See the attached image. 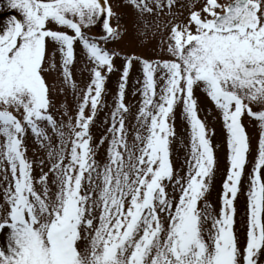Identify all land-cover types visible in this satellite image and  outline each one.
Returning <instances> with one entry per match:
<instances>
[{
    "label": "snow or ice",
    "instance_id": "1",
    "mask_svg": "<svg viewBox=\"0 0 264 264\" xmlns=\"http://www.w3.org/2000/svg\"><path fill=\"white\" fill-rule=\"evenodd\" d=\"M123 2L137 12L139 35L160 33L167 58L124 57L94 143L117 55L101 41L120 37L119 14L110 0H7L20 15L0 29V264H264V0H202L184 20L173 11L185 8L180 0ZM98 22L104 35L88 36ZM76 44L90 66L83 87L72 74ZM134 61L133 113L125 96ZM53 71L65 88L49 84ZM68 88L75 107L65 99L58 120L54 94ZM197 88L226 132L218 212L207 200L216 158ZM177 107L188 125L180 168L172 159ZM245 117L258 132L241 243L234 225L251 151Z\"/></svg>",
    "mask_w": 264,
    "mask_h": 264
},
{
    "label": "rangeland",
    "instance_id": "2",
    "mask_svg": "<svg viewBox=\"0 0 264 264\" xmlns=\"http://www.w3.org/2000/svg\"><path fill=\"white\" fill-rule=\"evenodd\" d=\"M112 7L116 13L119 14V25L121 29V35L119 38L110 39L106 44L101 41V46L103 45L107 49L117 53L113 57L115 71L108 75V80L106 81V91L107 94L104 96L105 107H103L96 118V122L91 127V133L94 138V143L99 140V138L104 134L107 124L105 123L106 117L110 109L114 106V96L117 90V81L120 76L121 65L124 62L125 56H138L145 59H156L163 56L167 58L164 53L160 52V33L157 32L155 37L149 34V37L145 39L143 36L139 35V25L137 22V12L123 0H110ZM180 3L185 6V8L176 9L174 12H182V15H178V20H184L187 16L186 9L188 7H199L202 0H180ZM148 22L152 23L154 17L147 16ZM165 19H171V17L161 16L160 21L163 22ZM110 23L113 27L117 26V20L115 17L111 18ZM86 34L90 37H96L99 39L103 33V28L101 23L86 29ZM165 35L167 29L164 30ZM51 49V45L49 46ZM59 57L57 55V61ZM87 60L84 58L81 46L79 44L75 45V62L72 66V74L75 82L79 87H83L87 80L89 79V71ZM141 78L140 65L137 62H133L132 68L130 69L128 85L126 89L125 103L128 104L131 111L134 113L138 107V102L140 99L139 93L136 89L139 88L137 80ZM47 79L50 85L54 84L56 89L65 88L61 84L60 80L57 78L55 71L51 74H47ZM194 95L198 101L199 116L202 120L206 121L209 128V134L211 135V142L214 148V154L216 158V167L214 176L210 182V191L207 194V200L212 207L214 212H218L221 203L220 196L222 193V184L227 175V169L229 167L227 160V146H226V132L223 128L222 120L219 117L217 110L214 105L206 97V94L199 88L194 92ZM65 99L71 108L75 107L74 97L72 91L68 88L66 91H57L54 94V104L56 105L55 112L56 117L59 120V113L64 109L61 105L64 103ZM175 132L176 140L172 144V159L173 163L177 168H180L183 163L186 148L185 145L188 143V125L184 120L181 109L179 107L175 110ZM133 123L131 118H129V124ZM246 131L250 137L251 141V151L248 155V163L246 164L244 174L241 179L240 192L238 193L237 199L235 201L236 216H235V229L238 238L241 243L244 240L245 231V220H246V194L249 185V173L253 164V157L257 148V132L258 127L255 126L256 122L249 121V118L245 117L243 119ZM214 130V134H212ZM29 152L28 157L34 159L32 148V140L29 138ZM105 155V146L102 145L99 148L97 159L103 160Z\"/></svg>",
    "mask_w": 264,
    "mask_h": 264
},
{
    "label": "flooded vegetation",
    "instance_id": "3",
    "mask_svg": "<svg viewBox=\"0 0 264 264\" xmlns=\"http://www.w3.org/2000/svg\"><path fill=\"white\" fill-rule=\"evenodd\" d=\"M12 15L19 16L20 14L17 10L8 7L7 0H0V29H3L6 20ZM49 27H52V25H49Z\"/></svg>",
    "mask_w": 264,
    "mask_h": 264
}]
</instances>
